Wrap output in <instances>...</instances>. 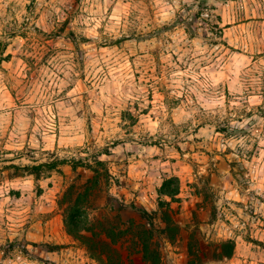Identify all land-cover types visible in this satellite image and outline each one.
<instances>
[{
	"label": "rangeland",
	"instance_id": "1",
	"mask_svg": "<svg viewBox=\"0 0 264 264\" xmlns=\"http://www.w3.org/2000/svg\"><path fill=\"white\" fill-rule=\"evenodd\" d=\"M51 155L105 162L90 221L107 198L154 212L178 178L171 264L191 232L204 264H264V0H0V264H96L57 206L91 174L7 167Z\"/></svg>",
	"mask_w": 264,
	"mask_h": 264
},
{
	"label": "trees",
	"instance_id": "2",
	"mask_svg": "<svg viewBox=\"0 0 264 264\" xmlns=\"http://www.w3.org/2000/svg\"><path fill=\"white\" fill-rule=\"evenodd\" d=\"M27 159L33 165L7 167L20 170L24 175L32 176L35 181L52 172L62 175L61 169L64 166H69L73 173L78 169H84L91 174L81 184L76 182L69 184L57 206L62 212L67 235L77 242L96 264H171L165 253V246H172L179 240L182 229L172 218L171 205L163 199L176 201L180 194L178 178L170 177L162 181L157 191V210L154 212L149 213L133 204L126 205L115 200L114 204H110L107 198L100 208L113 213L114 220L90 221L89 212L98 208L95 203L101 193L102 184H107L110 180L104 161L98 160L96 156L89 160L60 159L51 155L40 163L34 158ZM126 212H130L135 218L123 220L122 215ZM212 222L209 214L207 220H199L193 225L198 228ZM189 228L190 225H185L186 230ZM44 248L48 252H55L61 249V246L45 245ZM234 248L233 240L221 241L212 248L210 260L230 259ZM186 250L188 257L186 264H204L203 259L207 253L198 244L194 232L189 234Z\"/></svg>",
	"mask_w": 264,
	"mask_h": 264
}]
</instances>
